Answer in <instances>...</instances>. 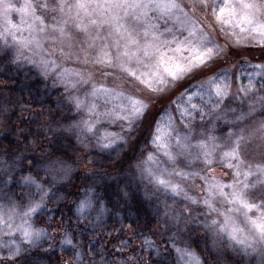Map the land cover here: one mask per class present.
I'll use <instances>...</instances> for the list:
<instances>
[{
	"label": "snow or ice",
	"instance_id": "1",
	"mask_svg": "<svg viewBox=\"0 0 264 264\" xmlns=\"http://www.w3.org/2000/svg\"><path fill=\"white\" fill-rule=\"evenodd\" d=\"M189 9L210 16L222 32L230 29L236 37L232 47L251 43L264 49V0H192L190 5L179 0H23L19 4L0 0V57L18 68L28 67L52 88H62L56 109L68 113L57 125L64 142L40 146L50 151L43 164L33 165L37 171L24 168L16 173L13 160L8 165L11 179L0 181V199L6 198V203H0V234L9 237L0 240V249H7L0 264H35L22 262L21 257L48 237L30 222L50 202L41 170L47 175L57 171L68 175L62 157L75 150L73 137L81 147L94 144L107 151L118 141L128 143L146 121L155 152L147 156L148 163L137 166L134 176L144 188L146 201L164 203V223L171 225L168 232L197 213L204 217L203 229L214 236V243L221 242L241 257L237 264L251 256L264 264V63L242 64L235 77L241 83L233 94L228 70L215 71L230 53L213 39L211 29L189 15ZM46 44L65 61L97 68L108 82L83 89L93 73L62 66L46 52ZM193 80L198 84L189 91L187 84ZM181 87L184 90L163 109L168 116L164 127L160 114L150 120L153 103ZM237 99L247 103V109L228 119L230 112H237L231 107ZM211 113L224 120L220 135L215 126L204 123ZM197 114L204 130L194 134ZM105 124L118 125L120 132L109 131ZM257 157L260 162L254 163ZM216 169L224 170L227 178L212 175ZM9 184L13 188L6 191ZM33 188L41 194L39 200L32 196ZM189 189L203 195H191ZM127 196V191L121 193V198ZM94 199L99 206L104 196ZM169 199L173 204L183 202V210L170 209ZM92 206L91 198L78 203L77 220ZM156 214L160 215L158 204ZM131 226L136 228L138 223ZM160 235L162 244L145 241L154 254L152 264H219L215 257L202 260L177 247L172 235L166 239V233ZM62 244L75 247L68 233ZM76 264H82L80 253Z\"/></svg>",
	"mask_w": 264,
	"mask_h": 264
},
{
	"label": "rangeland",
	"instance_id": "2",
	"mask_svg": "<svg viewBox=\"0 0 264 264\" xmlns=\"http://www.w3.org/2000/svg\"><path fill=\"white\" fill-rule=\"evenodd\" d=\"M22 2L23 0H13V3L16 4ZM179 2L182 5H190L192 0H179ZM257 2H261V0H257ZM189 15H191L193 19L200 20L206 30L211 29L210 34L212 35L213 39L228 53H230L226 60L222 59L219 61L215 71L221 72L224 69L228 70L229 77L233 83L232 93L236 94V89L241 83L235 79V77L239 75L237 69L245 63H264V49L253 46L251 43L242 44L238 48L232 47L236 37L229 34L231 31L230 29L223 32L220 31L219 26L215 25V22L210 16L205 17L204 14L198 10L195 13H192L189 9ZM45 48L46 52L51 53L53 57L56 58L59 63H61L62 66L83 71L85 74H87L89 71L93 73L92 80L89 82V84L83 85V89H90L91 83L108 82L100 75L99 70L92 65H77L72 61H65L50 45L46 44ZM249 71H251V69H249ZM242 83L246 85L247 80H243ZM197 84L198 81H191L187 84L188 90L192 91L194 86ZM109 86L116 85H113L109 82ZM183 90V87H181L180 89L176 90L174 94H170L168 97L163 98L162 101L158 100L154 102L149 119L151 120L160 114L159 118L161 119V127H164V125L168 122V116L162 114L164 107L169 104L171 100L176 99L179 93ZM61 91L62 88H52L50 86V82L44 81L37 77L28 67L21 66L18 68L17 66L9 63L6 58L0 57V139L10 135L12 136L13 143L20 145V149H24L22 150L24 151L23 153L18 154V158L15 156V154H13V156H7L6 154L0 153V179L3 178V176L11 177L9 174L8 165L12 164L13 160H15V172L16 170H20V168H18L19 166L17 165L18 163L28 164V160H30L33 165L43 164L45 160L35 156L36 154H33V148L36 145L34 149H40L39 143H42V141L39 139H43L44 136L47 137L46 141H51V139H60V128H58L57 125L62 124V118L68 115L67 112L56 109L57 99ZM143 95L145 99L149 98L148 93H144ZM225 103L227 104L228 101H225ZM172 107L175 108V105ZM231 107L236 108L237 112H230L228 119H231L234 115L239 114L241 109L246 110L247 103L241 104L240 100L237 99L232 102ZM204 111L208 112L209 109L205 108ZM217 114L218 113H211L206 115L204 117V123L207 124L209 128L215 126L217 129V135H220L221 129L225 128L226 125L224 124L223 119H215ZM29 115L31 116V121L29 120ZM259 118L260 117H258V119ZM24 120H28L30 122L25 121L23 123ZM31 122L33 123L34 129H30L32 124ZM177 124H179L178 120ZM193 124L195 126L194 134H199L204 130L203 127H201L199 114H197ZM104 127H107L109 131L114 133L120 132V128L116 124H105ZM179 127L182 129L183 125H179ZM50 128L52 129L51 131L49 130ZM11 129L15 130L16 132L11 134ZM143 131L146 133L145 136L142 135ZM30 132L34 133L37 137H39V139L31 138ZM72 142L75 149L73 154H78L79 157L86 156L87 160L81 162L86 165L92 164L93 162L98 161V159L104 158L116 157L118 161H123V155L128 159H132L129 164V176H131L133 183L130 187L135 191V193L137 192L143 196L144 199V188L143 186H138L139 182L136 180L134 173L137 171V166L148 163L147 156L150 153L155 152L150 143L148 121L139 127V130L135 133V136L129 140L128 143L124 144L118 141L113 149L107 151H100L94 146V144L89 145L88 147H81L76 142L75 137L72 138ZM44 153L45 151L43 150L42 154ZM159 159L163 160L162 157H159ZM249 159H251V156H249ZM253 162H260L259 157H257ZM68 163V161H65L66 167L69 169ZM152 166L154 167L155 165ZM127 169L125 168L122 173H125ZM24 174L28 175L29 173ZM212 175L216 176L217 179L227 178V173L222 169H216ZM64 177L65 176L59 171L53 175H47L43 170H41L40 175V178L47 180L53 179L56 181V183H62L63 180L61 179H64ZM196 183L200 184V181H197ZM189 191L190 194L194 196L203 195L202 191L200 190L189 189ZM144 201L146 200L144 199ZM0 203H6V201L4 199H0ZM149 204L154 207H157L158 204L161 215L163 216L164 203L162 201L154 200ZM168 205L170 209L183 210L184 208L183 202L173 204L171 199L168 200ZM193 217V219H188L186 221L182 220L178 229L176 227H171V232H168V228L171 225L164 224L163 230H166L174 238L181 240L180 248H187L191 250L194 255L200 257L202 260L211 261L215 257L218 259L219 264H226L224 262V256H227L229 260H232V264H237L241 257L230 250H227L221 242L217 241L214 243V236L210 232H206L203 229L204 217L202 215H198L197 213H193ZM164 218L162 221L165 220ZM188 238H191L195 244V247L192 249L189 247L188 242H186L189 241ZM8 239L9 237L6 235L0 234V240L7 241ZM242 259L243 264H260V259L258 256L243 257Z\"/></svg>",
	"mask_w": 264,
	"mask_h": 264
},
{
	"label": "trees",
	"instance_id": "3",
	"mask_svg": "<svg viewBox=\"0 0 264 264\" xmlns=\"http://www.w3.org/2000/svg\"><path fill=\"white\" fill-rule=\"evenodd\" d=\"M29 120L31 121L30 115ZM25 121L28 120H24L23 123ZM30 129H34L33 123ZM10 132L13 134L16 131L11 129ZM145 134L143 131L142 135ZM30 137L39 139L32 132ZM46 138L44 136L43 139H39L42 141L39 143L40 146L49 145L54 141L52 139L46 141ZM57 140L64 142L62 139ZM71 144L73 145L72 140ZM19 147L21 146L13 143L10 135L0 139V153L7 156L15 154L18 158V154L24 152L22 151L24 149ZM34 148L35 156L45 161L48 159L49 148L44 149V154L41 147L38 150ZM73 153V150H69L67 155L62 157L70 163H68V175L61 179L62 183L40 178L41 181H47L43 184V188L48 193L46 200L50 202L30 222L35 229L46 231L48 237L41 239L39 246L31 247L30 251L21 257V261H35V264H76V253H80L82 264H152L154 254L145 243L146 239L152 241L154 245L162 244L160 233H166L163 239L171 234L163 230L165 223L162 221L164 217L161 212L157 216L156 207L144 201L143 196L135 193L130 187L133 183L129 176V164L132 159L123 155V161H118L116 157L104 158L86 165L81 163L87 160L86 156L79 157L78 154ZM17 165L20 170H16V173L24 168H33V173L36 171L30 160L28 164ZM125 168L128 169L122 173ZM5 179L11 177L3 176L0 181ZM11 188H13L11 184L5 186L6 191ZM90 188L93 190L89 191ZM14 190L16 195L21 194L19 187H15ZM123 191L128 192L127 198H121ZM31 194L36 200H39L41 195L34 188L31 189ZM96 195L104 196L99 206L94 199ZM0 197H3V193H0ZM89 198L93 199V206L86 208L84 218L78 221L75 206ZM4 200L6 201V198ZM99 207L103 208L102 213ZM133 223H138V227L133 228L131 226ZM65 233L71 236L75 247L62 244ZM16 239L19 240V236ZM174 239L176 246L181 247V240ZM188 239L189 241L186 242L189 247L194 248L193 240ZM2 255H7L6 248L0 249V256ZM224 258L226 264H232V260L227 256Z\"/></svg>",
	"mask_w": 264,
	"mask_h": 264
}]
</instances>
